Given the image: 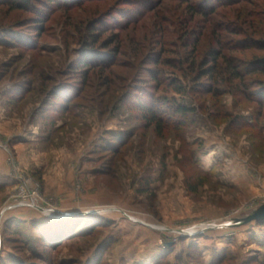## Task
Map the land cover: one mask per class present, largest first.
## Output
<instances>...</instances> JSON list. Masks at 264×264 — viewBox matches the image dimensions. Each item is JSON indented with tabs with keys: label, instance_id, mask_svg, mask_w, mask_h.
Wrapping results in <instances>:
<instances>
[{
	"label": "rangeland",
	"instance_id": "1",
	"mask_svg": "<svg viewBox=\"0 0 264 264\" xmlns=\"http://www.w3.org/2000/svg\"><path fill=\"white\" fill-rule=\"evenodd\" d=\"M31 1L0 0V214L19 177L38 207L0 264H264V0Z\"/></svg>",
	"mask_w": 264,
	"mask_h": 264
},
{
	"label": "trees",
	"instance_id": "2",
	"mask_svg": "<svg viewBox=\"0 0 264 264\" xmlns=\"http://www.w3.org/2000/svg\"><path fill=\"white\" fill-rule=\"evenodd\" d=\"M48 1L55 2L57 0H48ZM2 2L5 5H10V11H13L14 9H19L21 6H26V7L33 6L31 0H2ZM214 8L210 7V8H208V11L206 10L207 12H203V13L206 15L213 14L215 12L213 10ZM91 36L95 37V34L92 33ZM92 41L95 44L98 43V40L96 41V39H92ZM213 52H214V50H213ZM209 59L215 62V64H214L215 66L213 65L212 67L206 69L205 71H203V69H202L201 73H200V78L207 77L209 79H213L214 77L225 76L228 74L231 77L233 82L241 83V77L243 75L242 71H241V69H238V67L235 66L231 60H229L227 57H225L224 66L226 65L227 67H226L225 73H220V72H217V70L215 68L218 65V59H219L218 55L213 56V57L210 56ZM253 64L256 68L253 70L248 69V75H264V59L256 58L253 61ZM206 65H208V64H206ZM88 68H92V67L88 66ZM109 68H107V66H105V65H98V69L100 71H106V70H109ZM218 73H220V74L216 76L215 74H218ZM216 79H218V78H216ZM243 84H245V83L243 82ZM260 84H262V86L264 85V83H260ZM140 109H142L141 111L143 112V114H145V116L143 118L147 121V123L150 126H154L155 128H157L159 130L162 126L163 121H161L160 118L158 117L156 110L154 109V106L153 105L151 106L150 104H147V103H143V104L141 103ZM188 111L189 110H187L186 108L180 107L176 111V113H181V114L187 115Z\"/></svg>",
	"mask_w": 264,
	"mask_h": 264
},
{
	"label": "built area",
	"instance_id": "3",
	"mask_svg": "<svg viewBox=\"0 0 264 264\" xmlns=\"http://www.w3.org/2000/svg\"><path fill=\"white\" fill-rule=\"evenodd\" d=\"M21 180V187H20V192H19V196L16 197L13 201V203H11L10 205H7L2 211H1V217H0V221L2 216L8 212L11 209H15V208H19V207H38L35 199L36 193L34 191H31L29 183L26 180H23L21 177H19ZM26 193H28V195H26Z\"/></svg>",
	"mask_w": 264,
	"mask_h": 264
},
{
	"label": "water",
	"instance_id": "4",
	"mask_svg": "<svg viewBox=\"0 0 264 264\" xmlns=\"http://www.w3.org/2000/svg\"><path fill=\"white\" fill-rule=\"evenodd\" d=\"M39 210H40V211H43V212L47 215V211H44V210L41 209V208H40ZM263 212H264V210H263L261 213H263ZM261 213H260V214H261ZM47 216H48V215H47Z\"/></svg>",
	"mask_w": 264,
	"mask_h": 264
}]
</instances>
